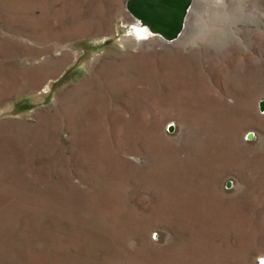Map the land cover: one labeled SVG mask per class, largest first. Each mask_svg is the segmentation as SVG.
<instances>
[{
  "label": "rangeland",
  "instance_id": "1",
  "mask_svg": "<svg viewBox=\"0 0 264 264\" xmlns=\"http://www.w3.org/2000/svg\"><path fill=\"white\" fill-rule=\"evenodd\" d=\"M134 23L0 0V137L48 84L40 159L0 141V264H264V0H192L171 41Z\"/></svg>",
  "mask_w": 264,
  "mask_h": 264
},
{
  "label": "crops",
  "instance_id": "2",
  "mask_svg": "<svg viewBox=\"0 0 264 264\" xmlns=\"http://www.w3.org/2000/svg\"><path fill=\"white\" fill-rule=\"evenodd\" d=\"M36 66H38L36 68L38 72L35 75V80L38 79V82L33 84L30 93H26L22 95L18 101H14L11 106V112L7 113L6 117H4V119L8 118L4 125L5 128H8L9 123L13 124L17 122L15 118L22 115V117H19L21 121L19 123L17 122L18 125H21L20 130L12 129L9 132H5V135L0 137V141L5 139L6 142L9 143L10 149L25 151L24 155L33 160L35 158L40 159V93L44 91L48 85L46 84V78H44L43 67H41L40 64ZM60 76H62V72L48 77L47 83L51 80L58 79ZM1 119L3 118L0 117V123L2 121ZM20 157H22V155H20ZM29 180L27 179L28 183ZM13 189H15V187H13Z\"/></svg>",
  "mask_w": 264,
  "mask_h": 264
},
{
  "label": "water",
  "instance_id": "3",
  "mask_svg": "<svg viewBox=\"0 0 264 264\" xmlns=\"http://www.w3.org/2000/svg\"><path fill=\"white\" fill-rule=\"evenodd\" d=\"M191 2L192 0H125V7L151 33L171 41L183 31Z\"/></svg>",
  "mask_w": 264,
  "mask_h": 264
},
{
  "label": "bare ground",
  "instance_id": "4",
  "mask_svg": "<svg viewBox=\"0 0 264 264\" xmlns=\"http://www.w3.org/2000/svg\"><path fill=\"white\" fill-rule=\"evenodd\" d=\"M133 19H134V18H133ZM134 21H135V23H134L135 28L138 29L139 32H140L141 34H145V33L150 32V31L147 29L146 26H142V25H141L139 22H137L135 19H134ZM184 25H185V23H184ZM185 26H186V25H185ZM150 33H151V32H150Z\"/></svg>",
  "mask_w": 264,
  "mask_h": 264
}]
</instances>
